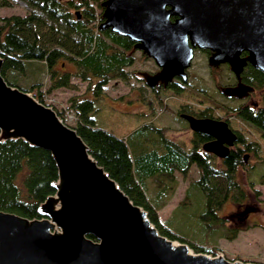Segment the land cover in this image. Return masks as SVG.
Returning a JSON list of instances; mask_svg holds the SVG:
<instances>
[{
  "label": "water",
  "instance_id": "obj_1",
  "mask_svg": "<svg viewBox=\"0 0 264 264\" xmlns=\"http://www.w3.org/2000/svg\"><path fill=\"white\" fill-rule=\"evenodd\" d=\"M100 5L98 28L127 36L158 66L144 76L149 87L175 76L186 80L194 48L208 49L209 65L227 62L237 77L246 62L264 72V0H102ZM2 63L0 55V141L20 138L47 149L57 175L53 192L37 205L39 216L0 209V264H264L228 258L220 248L195 250L161 233L74 127L31 90L6 81ZM249 88L237 85L233 91ZM180 116L191 130L210 136L202 149L218 157L237 141L225 119Z\"/></svg>",
  "mask_w": 264,
  "mask_h": 264
},
{
  "label": "trees",
  "instance_id": "obj_2",
  "mask_svg": "<svg viewBox=\"0 0 264 264\" xmlns=\"http://www.w3.org/2000/svg\"><path fill=\"white\" fill-rule=\"evenodd\" d=\"M23 1L29 6L26 13H12L0 19L2 75L7 69H22L25 61L35 58L42 61L48 74L47 91L62 86L75 88L72 76L86 80L93 96H70L68 108L78 118L69 125L76 129L92 156L132 201L147 210L149 219L158 230L168 237L184 240L160 220L158 209L163 195L173 189L168 183H172L175 171L184 176L194 164L198 175L192 184L205 196V209L201 214L204 225H216L225 237H235L238 228L226 226V218L219 210L226 201H241L246 196L235 174L238 165L245 166L243 149L231 147L228 154L217 162L215 154L202 149V143L209 138L202 132L193 131L191 145L186 146L184 142L168 137L164 133L165 127L156 126L150 120L143 121L129 135H117L97 125L95 100L111 78L128 77L129 71L125 67L133 62V55L129 52L132 41L110 28L99 29L102 11L97 10L91 0ZM95 2L102 7L100 0ZM64 59L73 63L71 70L60 68ZM248 73L253 81L246 78ZM245 75V80L263 87L261 102L257 106L247 103L230 105L231 110L264 131V72L251 65ZM40 86L38 80L27 90L33 91L37 99L44 102ZM170 87L180 89L181 86L173 82ZM64 109L55 108L61 118ZM201 115L208 114L204 111ZM238 140H243L242 135H238ZM245 145L246 149L256 152L255 142ZM56 175L54 160L47 149L20 138L0 141V209L29 217L39 216L37 205L53 192L51 181ZM146 178L152 188L154 186L153 195H149L146 189ZM186 242L195 250L213 252L217 248L216 245Z\"/></svg>",
  "mask_w": 264,
  "mask_h": 264
},
{
  "label": "rangeland",
  "instance_id": "obj_3",
  "mask_svg": "<svg viewBox=\"0 0 264 264\" xmlns=\"http://www.w3.org/2000/svg\"><path fill=\"white\" fill-rule=\"evenodd\" d=\"M91 1L97 10L102 11L95 0ZM28 9L29 6L23 0H0V19L12 13L24 14ZM129 52L133 55V62L125 67L129 71L128 77L111 78L95 100L97 125L117 135H129L143 121L150 120L156 126L165 127L164 133L168 137L190 146L193 130L184 118L178 116V110L186 109L196 115L206 111V116L225 119L243 137V140H237L232 146L241 147L246 155L245 166L240 164L235 170L246 196L241 201H226L219 210L220 215L226 218V226L238 228L235 237H225L222 229L215 224L213 227L204 225L201 214L205 209V196L201 189L192 184L198 175L194 164L184 176L175 171L172 183H168L173 189L166 196L163 195L158 214L162 222L186 241L201 246L216 245L228 258L264 263V131L240 118L230 107L239 103H252L253 99L259 100L260 88L250 90L245 97L226 95L225 87L234 83L233 71L224 63L209 65V53L202 48H195L186 69L187 85L180 89L163 87L154 93L145 83L144 76L156 72L158 66L139 48L132 47ZM60 68L71 70L73 63L64 59ZM4 77L7 82L24 89H29L32 82L39 80L44 102L57 109L65 108L62 119L67 124L75 122L74 119L66 120L67 114L73 111L68 108L70 96H93L88 82L76 76L71 77L75 88L62 86L47 91L48 74L40 59L25 61L22 69H7ZM249 142L257 144L256 152L246 149L245 144ZM145 184L149 195H153L155 189L149 178H146ZM223 230L227 231L225 228Z\"/></svg>",
  "mask_w": 264,
  "mask_h": 264
},
{
  "label": "flooded vegetation",
  "instance_id": "obj_4",
  "mask_svg": "<svg viewBox=\"0 0 264 264\" xmlns=\"http://www.w3.org/2000/svg\"><path fill=\"white\" fill-rule=\"evenodd\" d=\"M171 18H174V16H171ZM131 40V39H130ZM132 41V40H131ZM132 47H133V41H132ZM195 49V48H194ZM202 49H204V50H206L208 53H210V51L208 50V49H205V48H202ZM242 55H246L247 54V52L246 51H243L242 53H241ZM226 64V65H228L229 66V64L227 63V62H221V63H219V64ZM218 64V65H219ZM249 66H251V64L249 63V62H246L245 64H244V66H243V68H242V70H241V72H240V75H239V77H237L235 74H234V72H233V74H234V83L233 84H231L230 86H226L225 87V93H226V95H235V96H238V97H245V96H247V94H248V92L251 90V91H253V90H255V88L257 87L254 83H252V82H250V81H253L251 78H250V73L252 72H250V73H248V74H246L245 75V71L248 69V67ZM261 71V70H260ZM263 72V71H262ZM246 76V78H248L250 81H247V80H245L244 78H243V76ZM173 82H175L176 84H178V85H180L181 87H185L186 85H187V79L186 80H181L178 76H175V77H173L170 81H168V83L166 84V85H163V83H158V84H156L154 87H151L152 88V91L154 92V93H158V91L159 90H161L163 87H170V84L171 83H173ZM239 86V85H242V86H244V85H249L250 86V88L249 89H247V90H245V91H242L240 94H238L240 91H238V93H237V89H235L234 91H233V88H235L236 86ZM258 88H260V92H259V94H258V98H259V100H257V99H253V101L254 102H252V103H248V102H246L247 104H250V105H252V106H257L260 102H261V91H262V89H263V87L261 86V87H258ZM246 94V95H245ZM231 95V96H232ZM260 101V102H259ZM258 103V104H257ZM255 104H257V105H255ZM183 112H185V113H192V112H189V111H187L186 109H181V110H178L177 111V114H178V116H180L181 115V113H183ZM192 114H194V113H192ZM195 116H205V115H196V114H194ZM181 117V116H180ZM185 119V118H184ZM186 120V119H185ZM187 121V120H186ZM236 132V134H237V140H238V135H239V133L237 132V131H235ZM209 138H210V136H209ZM208 138V139H209ZM231 147H233V146H231ZM230 147V148H231Z\"/></svg>",
  "mask_w": 264,
  "mask_h": 264
},
{
  "label": "built area",
  "instance_id": "obj_5",
  "mask_svg": "<svg viewBox=\"0 0 264 264\" xmlns=\"http://www.w3.org/2000/svg\"><path fill=\"white\" fill-rule=\"evenodd\" d=\"M68 115V118L66 117V120H73L74 119V121H76L77 120V116H76V114L75 113H73V112H71L70 114H67Z\"/></svg>",
  "mask_w": 264,
  "mask_h": 264
}]
</instances>
